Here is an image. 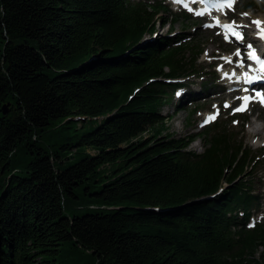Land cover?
Masks as SVG:
<instances>
[{"label":"trees","instance_id":"16d2710c","mask_svg":"<svg viewBox=\"0 0 264 264\" xmlns=\"http://www.w3.org/2000/svg\"><path fill=\"white\" fill-rule=\"evenodd\" d=\"M177 16L0 0V264H257L264 223L245 228L259 201L226 124L199 155L160 131L181 86L165 81L192 70L183 34L147 39Z\"/></svg>","mask_w":264,"mask_h":264},{"label":"rangeland","instance_id":"374dc122","mask_svg":"<svg viewBox=\"0 0 264 264\" xmlns=\"http://www.w3.org/2000/svg\"><path fill=\"white\" fill-rule=\"evenodd\" d=\"M148 1L164 3L173 13H181L176 5L171 4L174 0ZM256 3L261 4L264 9V0H239L234 12L229 15L228 20H233L235 24L242 26L241 32L245 39L246 36L250 37L256 31L255 25L252 24L253 21H264V12L258 9ZM246 5L250 6L246 11H239L242 6ZM177 15V17H184V15ZM159 16L166 19L168 15L159 14ZM187 18L188 20L179 19L173 25L156 24L153 37L147 39L154 41L155 36L174 37L183 34L184 37L179 40L177 45L182 44L187 47L184 59H188L190 62L181 63L184 66L191 64L190 70H192L177 78L181 88L174 90L170 101L161 108L160 114L164 118L163 126L160 129L162 136L170 135L174 138L185 139L194 137L188 150L199 155L204 152L205 148L199 134L203 131H216L217 127L226 124L222 131H226V134L231 137L229 145L233 148L241 147L244 151V156L241 159L244 171L239 179L251 184L255 195H258L259 198L262 196V202H264V110L250 107L243 114L234 111L239 104L238 96L230 95L229 98L223 90L222 74L219 75V73L224 70H234L233 65H226L228 61L226 58L237 53V48L226 44L217 32L205 30L202 22H199L198 19ZM206 53L207 55H205ZM199 72L201 75L196 76ZM176 91L178 92L176 93ZM188 91L189 93L186 94ZM175 95H177L176 98ZM183 98L184 102H188L189 99L193 102L190 105L184 103V107L181 109ZM230 103L231 107H225V104L229 105ZM194 110L195 112L191 113ZM206 113H213L215 119L202 127L199 124L203 122L201 120ZM79 126L78 124L77 127ZM151 135V130H148L141 138ZM89 153L92 154L93 151L90 150ZM250 223L255 226L264 223V207L262 205L255 209ZM252 258L257 264H264V247H259Z\"/></svg>","mask_w":264,"mask_h":264},{"label":"snow or ice","instance_id":"6c2138e0","mask_svg":"<svg viewBox=\"0 0 264 264\" xmlns=\"http://www.w3.org/2000/svg\"><path fill=\"white\" fill-rule=\"evenodd\" d=\"M227 6L231 7V3H229V5H227ZM197 14L198 15H202L203 13H197ZM253 24H255L257 29H258V37H259V39L264 40V28L261 27V22L260 21H253ZM206 27H208V25H206ZM224 28H225V30L227 32V34L225 35V39L226 40L228 39V35L234 36L235 39L238 40V41L239 40H243V36L241 35V33L235 31V29L233 28L232 25H224ZM248 47L251 48L252 45L249 44ZM205 55H207V53ZM235 55L239 56L240 53L237 52V53H235ZM248 56H249V59L258 62V58L255 56L254 53H249ZM227 62L231 63L230 60H228ZM262 70H264V64H262ZM245 82L246 83H252L253 81L252 80H246ZM243 99H244L245 103L240 108L235 109L234 110L235 112H242V111L247 110V104H248L249 98L248 97H244ZM259 103L261 104V106H264V97H260ZM225 107H229V105L225 104ZM212 119H215V116L209 117V121L212 120ZM252 226L253 225H251V224L249 225V227H252Z\"/></svg>","mask_w":264,"mask_h":264},{"label":"bare ground","instance_id":"6f19581e","mask_svg":"<svg viewBox=\"0 0 264 264\" xmlns=\"http://www.w3.org/2000/svg\"><path fill=\"white\" fill-rule=\"evenodd\" d=\"M255 21H260L261 22V27L262 28H264V21H261V20H255ZM253 24V23H252ZM255 25V24H254ZM255 27H256V25H255ZM256 30H258L257 29V27H256ZM254 36V34L253 35H251L250 37H253ZM227 60L229 59V58H226ZM233 73H234V71L233 72H229V73H227L226 74V76L225 77H229L230 75H232L233 76ZM222 75H224V74H222ZM233 78V77H232ZM232 83H233V80H231V81H229L227 84L230 86V87H232ZM235 86H233V88H230L231 90H235ZM176 96L177 95H175V98H176ZM221 97V96H220ZM181 106H183L184 107V103H187V105H190V104H192V100H190L189 99V101L188 102H184V98H183V100L181 101ZM212 116H214V114L213 113H209V114H206L205 115V118H204V120H203V122L205 121V122H207V121H209V117H212ZM203 122H202V124H203ZM252 129H253V127H252ZM255 133H257V132H255ZM254 145H256V144H254Z\"/></svg>","mask_w":264,"mask_h":264},{"label":"water","instance_id":"95a60500","mask_svg":"<svg viewBox=\"0 0 264 264\" xmlns=\"http://www.w3.org/2000/svg\"><path fill=\"white\" fill-rule=\"evenodd\" d=\"M4 113H6V111H4Z\"/></svg>","mask_w":264,"mask_h":264}]
</instances>
